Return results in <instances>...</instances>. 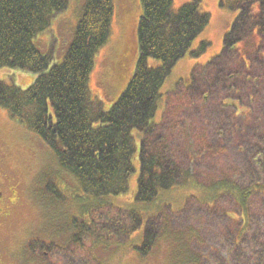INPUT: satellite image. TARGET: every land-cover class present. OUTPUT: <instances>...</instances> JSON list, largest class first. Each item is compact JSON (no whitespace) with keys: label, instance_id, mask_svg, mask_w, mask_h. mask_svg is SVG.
<instances>
[{"label":"trees","instance_id":"obj_1","mask_svg":"<svg viewBox=\"0 0 264 264\" xmlns=\"http://www.w3.org/2000/svg\"><path fill=\"white\" fill-rule=\"evenodd\" d=\"M200 3L201 0H190L175 9L173 0H139L134 71L119 97L105 111L99 101L91 99L89 77L97 54L112 33L114 0H85L71 43L53 64L50 56L39 50L36 40L52 19L66 10L67 1L0 0V69L36 76L26 90L0 81V107L39 136L60 166L77 179L83 192L95 199L126 194L129 178L138 167L136 204L152 205L161 191L185 186L190 180L198 186L192 172L197 160L218 154L224 147L210 144L208 130L204 135L205 130L196 132L182 122L171 135L183 134L186 143L175 150L169 143L170 135L165 138L157 132L161 122L155 123L153 119L159 106L165 105L161 114L178 113L185 121L206 107L212 110L209 105L214 97L219 111L229 110L236 119H251L256 124L260 118L254 114L259 113L258 107L262 105L252 107L264 94V0H219L220 7L237 13L223 38L221 52L207 63L195 65L189 84H178L180 91L162 93V86L182 59L198 58L207 49L205 41L192 49L210 18L200 9ZM171 95L179 97L181 110H177L178 103H173L174 108L168 106ZM253 128V134L246 136L259 146L245 158L244 167L248 168L244 172L259 168L254 170L257 180L245 188L224 179L198 186L202 192L224 189L223 193L240 208L238 228L226 241L228 246L223 242L224 254H218L220 249L212 250L210 257L191 253L184 264H217L219 256L223 259L220 264H264V222L258 220L255 226L249 209L254 196L261 199L264 207V124ZM133 131L140 141L137 166L133 163L137 151ZM200 134L202 137L194 146ZM179 150L184 152L187 166L176 156L182 152ZM201 207L199 218L213 210L216 213L214 204L212 209ZM130 212L138 220L135 211ZM168 218L166 213L161 216L165 229ZM140 220L124 234L119 233L122 227L114 229V234L127 237L126 234L141 228ZM75 226L79 233L84 228ZM186 233L189 240L196 236ZM197 238L198 235L194 237L195 243L203 247L202 240ZM156 240L157 230L148 222L136 247L139 255L150 254Z\"/></svg>","mask_w":264,"mask_h":264},{"label":"rangeland","instance_id":"obj_2","mask_svg":"<svg viewBox=\"0 0 264 264\" xmlns=\"http://www.w3.org/2000/svg\"><path fill=\"white\" fill-rule=\"evenodd\" d=\"M66 1V10L54 17L50 26L37 36L36 45L43 54L50 56V64L59 61L71 43L85 2ZM189 1L173 0V7L178 9ZM200 9L210 18L192 49L201 41L208 43L207 49L198 58L182 59L162 86V93L180 91L181 85L178 84H189L195 65H203L221 52L223 38L237 15L220 7L219 0H201ZM139 17V0H114L112 33L108 43L97 54L89 77L91 99L99 101L105 111L119 97L133 74ZM154 63L157 65L156 61ZM35 78L34 73L0 69V81L11 82L22 90L30 87ZM178 99L171 95L168 106L174 108L178 103L177 110H181L183 106ZM212 99L209 105L212 110L206 107L185 121L178 113L169 111L161 114L165 105H160L153 119L155 123L161 122L157 132L165 138L170 135L169 143L177 150L186 143L183 134L175 132L171 135L178 124L185 122L184 127L189 125L196 132L203 129L206 131L202 133L204 135L208 130L210 144L214 147L221 145L224 150L197 160L192 172L198 186L224 179L245 188L257 180L254 170L259 168L244 172L248 168L244 167L245 158L253 155L259 146L246 135L253 134L256 125L264 124V94L252 107L262 105L258 107L259 113L254 114L260 118L256 124H252L251 119H236L229 110L219 111L218 101L214 97ZM133 134L137 148L133 163L137 166L140 141L137 132L133 131ZM200 137L201 134L194 140V146ZM176 156L187 166L183 151ZM138 172L139 167L130 176L126 194L95 199L83 192L77 179L60 166L54 153L39 136L0 107L1 203L4 209L9 208L10 198L17 204L9 219H0V264H184L191 253L210 257L212 250L220 249L218 254H224L222 244L225 241L228 246L230 236L238 228L240 208L223 193V188L202 192L190 180L185 186L161 191L154 204L141 205L134 199ZM249 172L252 173L248 175ZM259 177L263 179L262 174ZM215 195L219 197L215 199ZM260 203L261 199L254 196L249 207L255 226L258 220L264 222V207ZM213 204L216 213L213 210L202 215L203 218L198 217L201 206L212 209ZM130 209L135 211L138 220L141 218L143 221L141 228L126 234L127 237L115 235L114 229L122 227L123 231L119 233L124 234L126 229H132L138 223L137 218L131 216ZM161 213L169 214L167 229L163 226L165 222H162ZM148 222L157 230V240L150 254L143 257L136 247L140 245L143 228ZM82 225L84 228L79 233L74 226ZM186 232L196 236L189 240ZM197 235L203 247L195 243ZM218 260L217 264H220L223 259L219 256Z\"/></svg>","mask_w":264,"mask_h":264},{"label":"flooded vegetation","instance_id":"obj_3","mask_svg":"<svg viewBox=\"0 0 264 264\" xmlns=\"http://www.w3.org/2000/svg\"><path fill=\"white\" fill-rule=\"evenodd\" d=\"M1 200H2V194H0V219L1 220H7V219H9L11 217L12 211L15 208H17V204L15 203V201H13L10 198L9 208L8 209H4V206L1 203Z\"/></svg>","mask_w":264,"mask_h":264}]
</instances>
